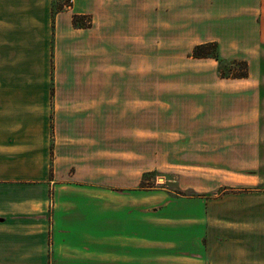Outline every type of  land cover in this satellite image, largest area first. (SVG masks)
Segmentation results:
<instances>
[{
	"label": "crops",
	"instance_id": "crops-1",
	"mask_svg": "<svg viewBox=\"0 0 264 264\" xmlns=\"http://www.w3.org/2000/svg\"><path fill=\"white\" fill-rule=\"evenodd\" d=\"M69 3L0 0V264H209L215 220L264 207L253 9L241 29L239 0ZM212 42L248 77L192 57Z\"/></svg>",
	"mask_w": 264,
	"mask_h": 264
},
{
	"label": "rangeland",
	"instance_id": "rangeland-1",
	"mask_svg": "<svg viewBox=\"0 0 264 264\" xmlns=\"http://www.w3.org/2000/svg\"><path fill=\"white\" fill-rule=\"evenodd\" d=\"M240 2V17L238 25L242 29L251 26L252 19H255L256 33L255 49L257 52V63L260 75V110L262 115V123L264 125V0H239ZM254 11V16L247 17V9ZM148 19L147 34L151 32V15L145 16ZM90 22V19L86 20ZM242 36V35H241ZM243 37V36H242ZM152 40L148 41L151 43ZM146 42V45L149 43ZM244 40L241 39V45ZM151 47V46H150ZM149 56H145V80L144 89H152L153 75H156L158 69L151 55L149 48ZM232 61V60H227ZM224 69L233 68L238 70V65L223 64ZM249 68V67H248ZM150 147H145V151ZM262 160L264 162V142L262 145ZM143 185L147 189L163 188L174 190L176 183L173 179H168L166 175L160 173H148L143 176ZM170 180V181H169ZM209 196V195H208ZM262 200L252 198L248 208L238 210L237 214L227 215L225 222L222 220H215V233L218 237L226 232L229 237L224 246L216 248L215 245L209 250V264H264V207ZM262 206V207H261ZM221 214V211H216ZM222 255V258H221ZM225 256V258L223 257Z\"/></svg>",
	"mask_w": 264,
	"mask_h": 264
},
{
	"label": "trees",
	"instance_id": "trees-1",
	"mask_svg": "<svg viewBox=\"0 0 264 264\" xmlns=\"http://www.w3.org/2000/svg\"><path fill=\"white\" fill-rule=\"evenodd\" d=\"M86 20L88 19L85 17L74 16L72 23L76 28H85L90 25V22H87ZM192 57L197 59H214L217 61V73L221 79H245L248 77L247 62L243 60L227 61L222 59L219 56L218 45L215 42L195 46L192 50ZM223 64L238 65L240 68L238 70L233 68L226 70L223 68ZM143 182L144 179L142 180L141 185H143Z\"/></svg>",
	"mask_w": 264,
	"mask_h": 264
},
{
	"label": "built area",
	"instance_id": "built-area-1",
	"mask_svg": "<svg viewBox=\"0 0 264 264\" xmlns=\"http://www.w3.org/2000/svg\"><path fill=\"white\" fill-rule=\"evenodd\" d=\"M69 2H70V0H68V5L70 4Z\"/></svg>",
	"mask_w": 264,
	"mask_h": 264
}]
</instances>
